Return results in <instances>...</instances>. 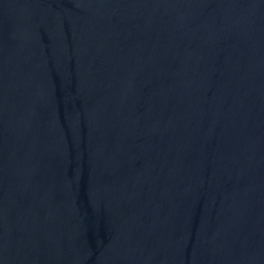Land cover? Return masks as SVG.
Segmentation results:
<instances>
[{
	"label": "water",
	"instance_id": "95a60500",
	"mask_svg": "<svg viewBox=\"0 0 264 264\" xmlns=\"http://www.w3.org/2000/svg\"><path fill=\"white\" fill-rule=\"evenodd\" d=\"M0 264H264V0H0Z\"/></svg>",
	"mask_w": 264,
	"mask_h": 264
}]
</instances>
